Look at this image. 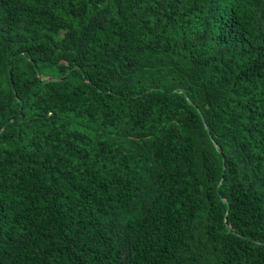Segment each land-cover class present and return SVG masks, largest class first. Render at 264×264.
I'll list each match as a JSON object with an SVG mask.
<instances>
[{
  "label": "trees",
  "instance_id": "obj_1",
  "mask_svg": "<svg viewBox=\"0 0 264 264\" xmlns=\"http://www.w3.org/2000/svg\"><path fill=\"white\" fill-rule=\"evenodd\" d=\"M0 264H264V0H0Z\"/></svg>",
  "mask_w": 264,
  "mask_h": 264
},
{
  "label": "water",
  "instance_id": "obj_2",
  "mask_svg": "<svg viewBox=\"0 0 264 264\" xmlns=\"http://www.w3.org/2000/svg\"><path fill=\"white\" fill-rule=\"evenodd\" d=\"M53 80H56V78H53ZM181 92H183V90L181 89ZM7 123V122H6ZM5 126V125H4ZM4 126H2V129H4Z\"/></svg>",
  "mask_w": 264,
  "mask_h": 264
}]
</instances>
